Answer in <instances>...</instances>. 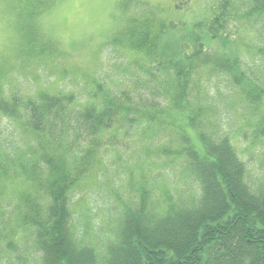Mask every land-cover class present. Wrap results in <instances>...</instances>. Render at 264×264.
<instances>
[{
	"label": "trees",
	"instance_id": "16d2710c",
	"mask_svg": "<svg viewBox=\"0 0 264 264\" xmlns=\"http://www.w3.org/2000/svg\"><path fill=\"white\" fill-rule=\"evenodd\" d=\"M24 1L35 10L55 2ZM251 1L264 18V0ZM134 13L123 39L138 72L118 93L100 86L82 102L74 94L0 89V116L13 140H0V188L11 178L24 188L14 221L41 264H264V185L251 187L230 137L210 119L209 103L219 108L215 77L237 102L264 105V83L246 60L249 46L228 34L230 13L222 8L211 6L208 16L195 14L188 23L174 21L167 9ZM133 135L147 157L179 164L197 189L188 201L159 202L148 179L134 175V196L125 202L106 188L120 213L99 248L88 235V209L79 213L87 222L80 226L71 201L85 186L104 187L96 174L122 159Z\"/></svg>",
	"mask_w": 264,
	"mask_h": 264
},
{
	"label": "rangeland",
	"instance_id": "374dc122",
	"mask_svg": "<svg viewBox=\"0 0 264 264\" xmlns=\"http://www.w3.org/2000/svg\"><path fill=\"white\" fill-rule=\"evenodd\" d=\"M221 2L227 4L222 6ZM11 3L20 20V40L9 55H0V89L7 95L43 91L52 95L74 94L84 102L93 97L100 86L105 92L118 93L134 78V71L138 72L134 68V52L130 51L123 39L127 32L125 29L134 26L136 10L152 13L167 9L168 16L177 19L174 21L188 23L195 14L208 16L211 6L217 12L222 8L227 14L230 13L227 32L243 41L241 44L249 46L246 60L256 73L258 82L264 83V56L260 53L264 49V18L256 14L251 0H111L109 12L114 14L117 23L111 31L103 33V43L90 53L83 64L75 63L70 54L46 40L32 23L33 17L53 8L55 2H49L37 10L24 0H11ZM103 7L97 0H84L83 5L73 9L61 23L69 30L83 20L95 23ZM213 81L220 91L217 93L219 108L208 102L213 110L211 122L219 126L220 133L230 137L237 155L246 165L248 183L257 189L264 185V105L255 110L248 103L241 104L236 101L235 94H228L230 91L226 89L223 78L215 77ZM8 123L0 116V130H4L0 140L6 137L4 142L10 145L13 140L7 137L10 135L7 130L10 126H6ZM140 145L134 141V135L130 136V145H127L122 159L115 157L110 161V168L96 174V180L104 187L85 186L77 190L72 198L71 206L80 226L87 222L79 213L88 209L91 220L88 235L99 248L105 247L112 238L114 220L120 213L116 196H110L106 188L113 187L125 202L130 193L134 194V187L130 189V184L134 185L130 181L134 175L137 180L139 176L148 179L153 195L159 202L170 198L188 201L191 193L197 189L192 179L181 174L179 164L168 166L164 158L147 157ZM14 179L6 180L0 188V237L5 238L0 243V261L2 264H41V253L35 249L33 240L27 239L24 230L14 221L17 200L24 189L19 183L21 181ZM10 232L13 236L9 235ZM9 240L15 244L17 251L8 249L6 243Z\"/></svg>",
	"mask_w": 264,
	"mask_h": 264
},
{
	"label": "clouds",
	"instance_id": "9594fccd",
	"mask_svg": "<svg viewBox=\"0 0 264 264\" xmlns=\"http://www.w3.org/2000/svg\"><path fill=\"white\" fill-rule=\"evenodd\" d=\"M84 0H55L54 7L33 17L32 23L41 35L61 51L70 54L78 64L86 63L90 53L103 43V33L111 31L117 19L109 12L111 0H97L103 5L95 23L83 20L71 30L61 21L73 9L83 5ZM11 0H0V55H9L20 40L19 17Z\"/></svg>",
	"mask_w": 264,
	"mask_h": 264
},
{
	"label": "flooded vegetation",
	"instance_id": "af4514ba",
	"mask_svg": "<svg viewBox=\"0 0 264 264\" xmlns=\"http://www.w3.org/2000/svg\"><path fill=\"white\" fill-rule=\"evenodd\" d=\"M178 5H181V3H180V4H178Z\"/></svg>",
	"mask_w": 264,
	"mask_h": 264
}]
</instances>
